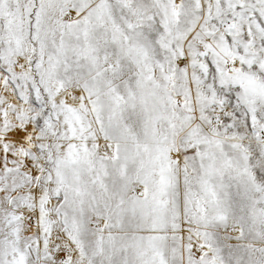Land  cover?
Returning a JSON list of instances; mask_svg holds the SVG:
<instances>
[{
  "label": "snow or ice",
  "instance_id": "snow-or-ice-1",
  "mask_svg": "<svg viewBox=\"0 0 264 264\" xmlns=\"http://www.w3.org/2000/svg\"><path fill=\"white\" fill-rule=\"evenodd\" d=\"M0 264H264V0H0Z\"/></svg>",
  "mask_w": 264,
  "mask_h": 264
}]
</instances>
